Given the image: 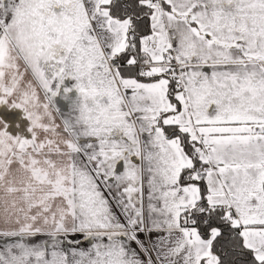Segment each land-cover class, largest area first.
Instances as JSON below:
<instances>
[{
    "label": "snow or ice",
    "instance_id": "snow-or-ice-1",
    "mask_svg": "<svg viewBox=\"0 0 264 264\" xmlns=\"http://www.w3.org/2000/svg\"><path fill=\"white\" fill-rule=\"evenodd\" d=\"M0 106V264H264V0H0Z\"/></svg>",
    "mask_w": 264,
    "mask_h": 264
},
{
    "label": "crops",
    "instance_id": "crops-1",
    "mask_svg": "<svg viewBox=\"0 0 264 264\" xmlns=\"http://www.w3.org/2000/svg\"><path fill=\"white\" fill-rule=\"evenodd\" d=\"M72 82L70 80L65 81V86H70ZM64 86H62L63 88ZM57 100L60 103H63L62 99L60 97H57ZM0 113H12V115L8 119L9 123V131L13 135H27V127L28 122L26 121V118L23 117L22 111L19 109H7L6 106H0Z\"/></svg>",
    "mask_w": 264,
    "mask_h": 264
}]
</instances>
